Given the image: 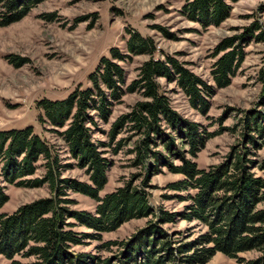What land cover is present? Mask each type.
Instances as JSON below:
<instances>
[{
  "label": "trees",
  "instance_id": "1",
  "mask_svg": "<svg viewBox=\"0 0 264 264\" xmlns=\"http://www.w3.org/2000/svg\"><path fill=\"white\" fill-rule=\"evenodd\" d=\"M41 1L0 0V26L20 20ZM236 1L185 0L180 13L207 28L223 22ZM257 14H264V2L239 33L223 37L214 47L210 74L216 88L230 84L244 60L246 45L264 41V27ZM156 49L151 36L128 29L125 49L110 47L108 55H102L87 75L88 85L78 84L62 99L36 101L37 121L50 125L46 130L64 141L74 166L84 170L88 182L63 176L72 164L64 162L32 126L0 129V254L12 264H23L16 256L34 257L31 264H206L217 252L234 258L236 264H264V177L252 171L264 170V159L253 161L243 144L231 159L198 167L194 159L215 133L176 112L158 79L174 82L189 104L202 113L208 110L215 89L174 57L154 58ZM142 54L149 57L128 81L122 63ZM135 92L141 99L109 124L107 140L94 139L93 134L101 130L100 122L108 123L113 106L126 93ZM242 123L247 131L245 139L256 145L250 133L264 137V115L247 112ZM123 131L135 138L128 140L132 142L129 153L133 155L132 166L139 171L133 174L135 179L100 195L112 164L104 148L120 150L127 140L118 138ZM176 159L177 164L173 162ZM40 167L42 175L30 178ZM163 167L182 175L166 186L177 193L179 201L187 202L179 213L149 201V181ZM136 180L138 185L133 183ZM6 184H47L50 195L3 212L1 208L8 201ZM68 192L92 198L94 211L74 209L75 200L67 197ZM149 216L152 219L128 240H107L98 245L99 250L115 247L110 255L73 250L85 239L101 241L103 233L116 230L124 222ZM177 218L199 220L206 229L193 239L184 240L182 232L174 239L163 225ZM75 225L91 232L76 231ZM247 251L258 253L252 258L238 257Z\"/></svg>",
  "mask_w": 264,
  "mask_h": 264
},
{
  "label": "rangeland",
  "instance_id": "2",
  "mask_svg": "<svg viewBox=\"0 0 264 264\" xmlns=\"http://www.w3.org/2000/svg\"><path fill=\"white\" fill-rule=\"evenodd\" d=\"M185 0H43L36 4L20 20L7 26H0V129L24 128L32 126L34 132L53 145L60 157L72 167L65 170L63 176L88 182L83 169L74 166L64 141L55 133L46 130L50 125L42 126L37 121L39 110L36 101L41 98L62 99L78 84L88 85L87 75L94 69L102 55H108L112 46L125 49L127 30L133 29L142 35L151 36L156 43L154 58L164 59L171 56L181 62L206 83L213 85L214 94L209 98L206 113L193 108L184 92L174 83L164 78L159 82L168 96L173 109L182 117L199 123L214 132L194 161L199 168L220 164L233 157L234 151L243 144L249 149V157L260 162L264 159V137L257 132L250 136L257 143L252 145L245 139L247 131L242 123L247 112H259L264 115V41L250 42L244 47V60L231 77L230 84L216 88L210 69L215 57L214 47L226 36L240 32L256 14V8L264 0H238L231 3L229 16L219 25L203 28L180 13ZM253 15V17H250ZM259 20L264 27V14ZM148 55L134 56L131 62L122 63L128 81L136 75V67ZM139 93H126L122 100L112 108L108 123L100 122L101 130L93 134L94 139L106 141L105 131L109 124L121 113L127 111L137 100ZM126 138L125 144L117 152L106 147L105 156L111 161L107 171V183L100 195L110 192L133 178L139 169L132 166L131 134L123 131L118 138ZM132 141L135 138H132ZM178 163L179 160H174ZM252 171L264 177V170ZM43 173L38 168L30 178ZM181 174L169 172L163 167L154 175L147 191L153 205L163 206L174 213L184 210L186 201H179L176 194L166 187L168 183L181 179ZM139 184V180L133 182ZM8 201L1 211L11 212L18 205L40 197L50 195L47 184L39 187H21L6 184ZM180 194H184L181 192ZM68 198L74 199V209L94 211L95 201L83 194L68 192ZM259 206H262L259 205ZM152 217L131 219L111 232L103 233L101 241L85 239L82 245L74 246V251H85L107 256L111 250H99L98 245L107 240L124 241L143 227ZM163 228L176 239L182 232L184 240L193 239L202 233L206 226L199 220H182L164 224ZM80 232H91L84 226L75 225ZM257 251H247L238 257L252 258ZM15 259L23 264H31L34 257ZM221 252L206 264H236ZM0 264H12L11 260L0 254Z\"/></svg>",
  "mask_w": 264,
  "mask_h": 264
}]
</instances>
